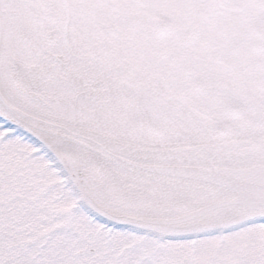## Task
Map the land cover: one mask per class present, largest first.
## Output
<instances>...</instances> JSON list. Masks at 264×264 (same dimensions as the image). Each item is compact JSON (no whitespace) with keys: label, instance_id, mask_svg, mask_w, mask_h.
<instances>
[{"label":"snow or ice","instance_id":"snow-or-ice-1","mask_svg":"<svg viewBox=\"0 0 264 264\" xmlns=\"http://www.w3.org/2000/svg\"><path fill=\"white\" fill-rule=\"evenodd\" d=\"M0 264H264V0H0Z\"/></svg>","mask_w":264,"mask_h":264}]
</instances>
